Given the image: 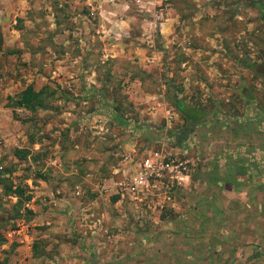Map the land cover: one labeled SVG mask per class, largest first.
Segmentation results:
<instances>
[{
  "label": "rangeland",
  "instance_id": "rangeland-1",
  "mask_svg": "<svg viewBox=\"0 0 264 264\" xmlns=\"http://www.w3.org/2000/svg\"><path fill=\"white\" fill-rule=\"evenodd\" d=\"M48 1L46 8L42 2L39 7H32L29 0L21 3L0 0V264H94L93 256L102 259L106 254L104 247L101 251L104 256L100 255L99 247L120 246L131 241L133 237L125 232L129 222L132 225L128 230L132 234H136V225H140L147 233L151 231V239L160 224L155 218L157 215L164 226L170 220L176 221L177 233L171 240L168 236L154 240L159 246L169 242L177 244L179 264L200 260L203 255L208 257L205 260L209 264L222 260L225 264H264V167L251 168L256 171L251 179L256 180L252 184L254 191L257 188L254 192L257 199L247 201L241 208L226 205L225 241L215 237L223 229L195 231L197 228L186 224V217L178 221L180 211L170 204L163 211L155 212L125 201L114 203L111 200L114 195L99 193L96 188L103 179L112 176V167L131 146L137 153L160 146L169 148L189 162V174L193 178L200 175L194 173L200 169L196 154L218 149L215 144L206 150L205 140L224 141L222 149L226 154L235 152L233 135L243 130L249 132L250 126L244 127L245 115L234 118L232 111L249 112L253 106L243 107L242 103L253 95L264 94V0H177L179 5H186V11L178 14L174 43H168L170 54H166L163 62L156 60L148 66V76L137 83L136 91L131 90L133 85L126 87L129 81L123 79L126 63L130 64L126 60L114 62L115 70L106 87H88L83 91L79 87L69 90L59 87L58 67L65 63L72 73L70 78H74L73 69L79 65L73 61L78 60L75 55L78 36L72 32L74 17L79 25L82 23L71 7L69 12L62 7L58 11L57 2L65 1ZM79 3L82 4L79 10L85 15L88 9L81 0ZM209 3L217 9L209 11V6L202 11ZM202 12L206 15L202 16ZM133 16L134 20L142 21L139 14ZM140 32H143L141 26L132 25L125 39L138 40ZM195 32L203 39L206 34L212 41L201 39V44L192 43L197 51L181 49L189 46L186 40ZM156 34L153 32L154 38ZM215 34L218 37H213ZM62 37L67 38L69 45L59 42ZM61 52H68L66 61ZM186 58L185 65H180L179 61ZM130 65L137 70L135 65ZM219 69L238 73L221 78ZM208 73L214 74L215 79L218 76V80L210 79ZM98 74L106 80L101 69ZM183 77H187L186 88ZM199 79L205 86H211L212 91L205 90ZM29 84L33 89L49 88L51 95L45 101V108L28 110L11 104L13 97ZM132 93L135 98H129ZM174 97L204 111L200 122L213 114L214 119L210 121L214 124L207 123V118L203 125L199 121L187 123L175 118L166 124L162 118H150V105H154L156 113L164 108L176 111L171 104ZM225 107L228 112L223 115ZM220 114L224 118L219 121ZM193 132L198 134L192 137ZM261 136H264V127ZM194 138L196 143L192 145ZM244 140L249 144L248 137ZM16 150L26 152L20 156ZM258 159V164H264V158ZM244 171L238 169L225 177L237 174L245 179ZM16 185L23 187L24 194H29L28 200L12 193ZM248 193V197L253 194ZM62 196L64 199L58 198ZM236 221L243 227L241 247L246 245L245 240L251 239L250 233L257 234L256 245L260 248L257 257L248 258L251 251L246 249L240 254L193 252L195 246L202 244L207 248L233 246L237 242L234 233L239 224ZM169 255L165 253L167 261Z\"/></svg>",
  "mask_w": 264,
  "mask_h": 264
},
{
  "label": "crops",
  "instance_id": "crops-1",
  "mask_svg": "<svg viewBox=\"0 0 264 264\" xmlns=\"http://www.w3.org/2000/svg\"><path fill=\"white\" fill-rule=\"evenodd\" d=\"M23 1L24 0H17V3H21ZM63 1L65 2H57L58 11H60V7H62L63 10L66 12H69L70 7L71 9L76 10L75 13L80 16L82 26L79 25V21L76 20L75 16L73 19V23L75 24H73L72 32L78 36V44H75L78 49L75 53L78 60L74 59L73 61H78L79 65L77 68L73 69V72L76 71L74 78H70L72 77V73L69 69H67L65 63L58 67V69L60 70L58 84L60 85L59 87H61L62 90H69L71 87H79L78 90L83 91L87 90L88 87H94L96 89H98L100 86L106 87L108 85V78L113 75L115 70L114 62H116L117 60H126V62L135 65L134 67L137 70H133L132 65L126 63L127 69L124 70L126 76L123 77V79H125V82L126 80L129 81V83L126 84V87L133 85L134 88L131 90L136 91L138 88L136 87L137 83L140 84L141 79L143 77L146 78L148 76V66L155 64L156 60L163 62V59L166 58V54H170L169 49L171 45L169 46L168 43H174V29L179 23L178 14L179 12L186 11V5H179L176 2L177 0H167L165 2L166 4H164L162 0H139L138 3H134V0H81L83 5H85L88 9V12L84 15L81 10H79L82 5L79 3L80 0ZM39 2H42V5L45 4L44 6L48 8V0H29V4H31V6L33 4L32 7H39ZM17 3H15V5H17ZM211 8L213 10L217 9L215 6L209 3L206 6H203L201 10L206 11L208 9L210 11ZM90 12L92 13L91 15ZM136 13L142 17V21L134 20L133 14ZM205 15V12H202V16ZM132 25L133 27L141 26V28L143 29V32H140V36L139 38H137L138 40L135 41L132 39H125V37H129L130 26ZM152 31L157 33V39L153 37ZM197 33L195 32L190 37H188L186 41H189L186 43H189V46L181 47V49L185 48L187 50L189 48H193V50L197 51L198 48H195L194 46L192 47V43L193 45L194 43H203V41L201 40L203 39V37L201 35L198 36ZM218 35L219 34H215L213 37H218ZM122 36H124L123 39H121ZM203 40L204 42H210L211 38L204 34ZM213 40H215V42L217 41L215 38H213ZM59 42H61L63 46L65 45V43H68L66 37L60 38ZM67 45H69V43ZM64 49L66 48L64 47ZM63 52H61L62 54L60 56L65 59L67 57L68 52ZM206 52L207 51H205V53ZM186 61L187 58L179 61V63L180 65L184 66ZM160 64H157V66ZM99 69H101L106 74V80H104V78L102 79L100 74H98ZM219 70L220 72L218 76L221 78L228 77L229 75L234 76L238 73L237 71L231 70ZM208 76L211 77L210 79L214 77L213 80H218V76L215 79L214 74H209ZM182 79L185 80L182 81L183 85L185 86L187 77H183ZM155 80L157 79L155 78ZM199 83L205 90L209 89V91H212V89L210 88L211 86H205L204 81H200L199 79ZM48 84L50 83L47 82V85ZM44 87L46 88V90L49 89L46 86ZM252 93L255 94L254 91H252ZM263 96L264 94L262 95V97L261 95L258 97H255L253 95V98L251 100L247 99L244 103H242L243 107L246 104L254 107H252L249 112H247V110H245L246 112H244V108H241V110L243 111V113L241 112L242 114H237L240 113V111H232V114H234V118H237V116L244 117L243 115H245V121H243L244 127L250 126L249 132L243 130L241 131V133H235V135H233V148H235V152H232L231 150L230 153L226 154L224 148L222 149V143H224V141L219 142L220 140L215 139L213 141L210 139L205 140L204 143L206 146V150L210 149V147L215 144L218 145V149L216 151L211 152L203 151L199 154L197 153L196 158L200 160V169L194 171V173L200 175L193 178L192 175L189 174V176L184 177L180 185L177 186L175 192L176 195L173 197L169 204L174 210L176 209L178 212H181L178 213V221H182V219L186 217V224H188V226L190 225L193 229L197 228L195 231L199 229H212L215 231H220L223 229V233H221V235L219 233L218 235H215V237H221V239L225 241V229L227 220L226 216L228 215V209L226 208V205L228 204V206L233 205L241 208L242 206L248 204L247 201L252 202L254 199H257L254 195V192L257 188H255L254 191V185L252 184V182H256V180L251 179L253 178L252 173L254 171L251 168L264 167L263 163L258 164V158H264V143L259 144L257 142L264 141V139L261 140L264 137L261 136V131L264 127ZM144 97L149 96L144 95ZM129 98H135L134 94H130ZM139 98H141V96H139ZM185 103L188 104V102ZM188 105L194 108H198L197 105L195 106L190 103ZM258 106H260V109L258 108ZM226 107L224 110H222L223 115L228 112L226 111ZM215 108L218 109V106ZM205 111L207 110L205 109ZM255 113H259V115L256 116ZM148 114L151 115V119H164V122H166V124H171V121L174 118L178 121L183 120L177 111H172L167 108L160 110V112L158 113H156V111H149ZM222 114H220V117L218 119L219 121L224 118ZM212 115L213 114L206 115L204 118L205 120L203 119L202 122L198 120L199 124H205L207 118L209 119L207 123L210 124L211 122V125H213L214 123L210 121V119H214V116ZM191 125H193V123ZM188 126L190 128V125ZM253 129L255 131H253ZM197 134L193 132L192 137H195ZM167 135L169 134L167 133ZM247 137L249 144H245L244 142V139ZM252 137L255 139V142ZM194 142L195 138L192 145L194 144ZM127 151H133L137 153L132 146ZM235 168H243L245 170L244 172L246 173L245 177H247L249 181H246L247 178L243 179L241 175L237 176V174L231 177L232 182L224 180L227 172H236ZM254 173H256V171H254ZM63 188V186L60 187L61 190ZM78 192L79 190H77V194ZM248 192L253 194H250V197H248ZM186 194H188V196H186ZM58 198L64 199L63 196ZM183 200H185V204H183ZM113 202L120 203V201L117 200L116 196ZM155 212L158 211L155 210ZM155 218L157 219V222H160L161 225L159 224L157 230H155L156 234L153 235L151 239V231H148L147 233L145 228L141 227L140 225H136V234H132V231H130V229L128 230V228H130L132 225L129 222V225L127 226V231L125 232L133 237L131 241H129L127 244L120 246L111 244L108 247H99L100 255H103L101 251L104 250V247L106 250V254H104L105 256L103 255L104 257L102 259L101 256H93L94 264H179L177 260V253L180 248L177 244L169 242L166 245H157V240H159L161 237L168 236V239L171 240V238L175 236L174 234L177 233L175 232L177 229L175 225V219L173 221L170 220L168 222L169 224L167 226H164L162 221L158 218V215ZM235 223L239 225L238 227H235L236 233H234V238L237 242L233 246H230L229 248H226V246L219 248H207L204 244H202L197 247L195 246L193 248V252H201L202 254L239 252L237 254H240L241 250L246 249L251 251V254L248 256V258L257 257L260 252V248L256 245L257 241L255 240L257 234L250 233L251 239L245 240L244 243L246 245L241 247V242L243 239V227L241 226L240 221H236ZM208 234L205 235L207 236ZM154 238H157V240H154ZM92 247L93 249H98L96 246L92 245ZM180 247L183 248V246ZM83 251H85V249H83ZM96 251L98 250H94V252ZM167 252H169L170 254L168 261L166 259L167 257H165V253ZM172 253H174V255H172ZM205 258L207 259L208 257L203 255L200 260H193L191 263L188 264H209L208 261L205 260ZM225 263L226 262L222 260L213 264ZM237 263L231 262V264ZM245 263L246 262L242 264ZM228 264H230V262Z\"/></svg>",
  "mask_w": 264,
  "mask_h": 264
},
{
  "label": "built area",
  "instance_id": "built-area-1",
  "mask_svg": "<svg viewBox=\"0 0 264 264\" xmlns=\"http://www.w3.org/2000/svg\"><path fill=\"white\" fill-rule=\"evenodd\" d=\"M166 1L162 0L164 4ZM148 109L154 111V105ZM190 170L189 162L167 147L150 148L140 153L129 151L112 167V176L103 179L96 188L99 193L116 196L120 202L161 212Z\"/></svg>",
  "mask_w": 264,
  "mask_h": 264
},
{
  "label": "trees",
  "instance_id": "trees-1",
  "mask_svg": "<svg viewBox=\"0 0 264 264\" xmlns=\"http://www.w3.org/2000/svg\"><path fill=\"white\" fill-rule=\"evenodd\" d=\"M1 49H2V36L0 32V52H1ZM245 64L247 67H251V64H249L248 62H245ZM50 95L51 94L46 90L44 86L40 87L38 90H34L32 86L29 84V85H26L22 90H20L13 97V99L11 100V104L13 106H17V107L28 109V110L45 108L47 106L45 101H47V98ZM249 99L251 100V98ZM171 104L174 106L175 110L179 113L180 117L186 122L198 121L205 114L204 111L198 108L189 106L181 98H175V97L172 98ZM25 152H26L25 150H16V153L19 154L20 156L25 154ZM238 169H242V168H235L236 171ZM226 174L232 175L234 173L227 172ZM230 177H225L224 180L232 182ZM11 191L15 196H17L18 198L22 197L24 200H28L30 197L29 194H24L23 187L19 185H16ZM114 199H115V196H113L111 200L114 201Z\"/></svg>",
  "mask_w": 264,
  "mask_h": 264
},
{
  "label": "flooded vegetation",
  "instance_id": "flooded-vegetation-1",
  "mask_svg": "<svg viewBox=\"0 0 264 264\" xmlns=\"http://www.w3.org/2000/svg\"><path fill=\"white\" fill-rule=\"evenodd\" d=\"M262 62H264V55L262 56Z\"/></svg>",
  "mask_w": 264,
  "mask_h": 264
}]
</instances>
